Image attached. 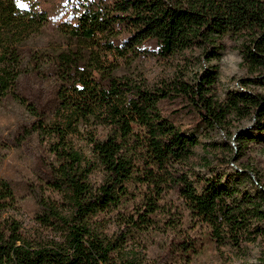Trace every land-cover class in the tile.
Returning a JSON list of instances; mask_svg holds the SVG:
<instances>
[{
	"label": "trees",
	"instance_id": "1",
	"mask_svg": "<svg viewBox=\"0 0 264 264\" xmlns=\"http://www.w3.org/2000/svg\"><path fill=\"white\" fill-rule=\"evenodd\" d=\"M47 24L65 47L27 48ZM230 48L248 75L241 91L222 93L216 66L183 71L186 52H199L208 64ZM128 56L177 58L184 66L149 82L121 72ZM29 75L51 81L49 92L30 99L19 93V79ZM8 97L31 118L15 139L24 144L36 136L47 144L48 159L38 168L54 196L33 192L36 221L52 237L31 240L3 216L15 201L12 186L0 180V264H146L129 250L130 234L152 227L158 201L172 191L218 250L246 259L256 245L264 264V176L242 163L222 172L232 148L200 141L249 120L234 132L233 160L264 149V0H0V104ZM95 172L98 184L90 182ZM245 183L253 192L241 188ZM136 184L147 190L142 208L108 234L98 218ZM170 243L181 264L200 246L184 238Z\"/></svg>",
	"mask_w": 264,
	"mask_h": 264
},
{
	"label": "rangeland",
	"instance_id": "2",
	"mask_svg": "<svg viewBox=\"0 0 264 264\" xmlns=\"http://www.w3.org/2000/svg\"><path fill=\"white\" fill-rule=\"evenodd\" d=\"M34 51H56L65 47L64 37L58 33L51 24L43 26L41 31L28 39L25 45ZM190 58L187 60L186 71L188 75L200 73L202 67L216 66L219 71V87L222 93L231 90H243L239 86L240 80L248 77L247 73L241 69V56L232 48L227 50L221 61L206 63L199 55V52H186ZM121 72L138 78H146L149 82L159 77L169 76L184 66L180 59L170 60L168 63L159 62L155 59L137 56L120 61ZM52 87V82L48 79L38 80L35 77L21 76L19 79L18 92L27 99L33 98L38 91L47 93ZM263 90L259 89V92ZM45 95V94H44ZM31 118L26 108L20 105L11 97L5 98L0 104V180L9 182L13 189L15 206L3 214L4 217L16 221L20 225V232L31 240H40L52 237L51 233L45 231L36 221L38 207L32 198L34 191L42 193L44 196H54L42 184V174L38 168L40 159L47 161V144L41 142L36 136L27 143H19L16 137V129L22 123H29ZM250 121H245L229 130H217L209 137L200 138L201 143H224L232 148L231 161L229 166L220 169L226 174L232 173L234 169L239 171L242 164L252 165L253 170L264 176V149L250 148L246 160L235 162L234 153L238 148L234 141V132L239 128H248ZM101 135V132L99 131ZM199 156L205 155L212 160L211 155L205 154L203 149H198ZM203 173V171H201ZM253 173V172H252ZM254 177V174H252ZM101 175L95 172L90 177V182L95 184L100 181ZM243 190L253 192L248 183L241 187ZM130 193L126 200L111 214L101 215L98 219L104 225L106 232L112 234L121 226L120 218H127L135 215L142 208L143 194L147 190L139 184L129 188ZM158 201L159 209L150 218L152 227L148 231L131 232L129 237V250L135 251L145 261L146 264H181L178 259H174L170 254L171 241L175 238L193 239L197 242L199 250L191 256L188 264H261L259 249L256 245L249 247L248 258L242 259L234 257L228 248L218 250L215 243L208 236V228L194 221L190 213L185 210L178 196L172 192H166ZM119 219V220H118Z\"/></svg>",
	"mask_w": 264,
	"mask_h": 264
}]
</instances>
